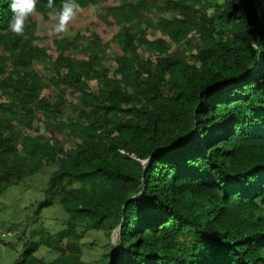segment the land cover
<instances>
[{
	"label": "trees",
	"instance_id": "trees-1",
	"mask_svg": "<svg viewBox=\"0 0 264 264\" xmlns=\"http://www.w3.org/2000/svg\"><path fill=\"white\" fill-rule=\"evenodd\" d=\"M63 2L38 0L17 35L0 0V74L12 68L0 79V194L53 167L39 212L57 203L68 215L13 264H89L88 230L116 231L103 264H264V0H120L103 7L119 26L111 55L98 35L36 33L31 15L56 17ZM149 7L169 14L153 40ZM35 123L68 146L28 133Z\"/></svg>",
	"mask_w": 264,
	"mask_h": 264
},
{
	"label": "rangeland",
	"instance_id": "rangeland-1",
	"mask_svg": "<svg viewBox=\"0 0 264 264\" xmlns=\"http://www.w3.org/2000/svg\"><path fill=\"white\" fill-rule=\"evenodd\" d=\"M120 0H103L102 6L88 7L77 13L75 18L69 21L67 31L58 34V37H64L70 40L76 32H83L89 42L92 35H98L103 43L109 44L108 55L117 51V46L113 41L119 26L113 22L111 18L104 21L103 7L117 6ZM133 3L134 0H129ZM169 18V14H164L156 8L149 7L141 15L143 20L142 28L147 31V38L153 40L160 38V32L156 28L158 18ZM31 19L35 23L36 33L47 37L48 43L51 44L52 26L58 22L57 17L50 16L48 20H43L40 15H31ZM149 21L154 22L155 26L148 27ZM195 42V41H194ZM169 50L174 51L175 47L171 42H168ZM196 44L198 42L196 41ZM72 58L81 59L82 55L76 54L74 50L70 51ZM105 64L109 69L115 68L114 62L108 56ZM38 70L44 77L51 75L48 62H38L33 64V70ZM12 71L9 62L4 64L3 72L0 74V79L9 77ZM47 79V78H46ZM43 80L44 90L41 93L42 97L52 99L56 90L48 80ZM91 89H95V84L92 83ZM28 133L35 135L36 133L45 135L46 138L56 139L63 146H68L69 141L62 135L57 133H48L44 129L43 124L35 123L33 131L26 130ZM53 167L44 168L38 171L34 176L13 185L0 194V234L10 233L9 236L2 238L0 241V264H13L17 260L24 248L31 242H40L47 236H55L64 226L67 214L63 209L54 203L52 206L42 209L39 212V205L45 199L43 188L46 185L49 174ZM116 231L114 230L108 238L103 232L83 231L81 234L82 255L83 260L89 264H101V255L103 251L109 250V242H115ZM110 240V241H109ZM36 257L42 258L45 261H51L55 257V253L49 249L42 247L36 254ZM103 264V263H102Z\"/></svg>",
	"mask_w": 264,
	"mask_h": 264
},
{
	"label": "clouds",
	"instance_id": "clouds-1",
	"mask_svg": "<svg viewBox=\"0 0 264 264\" xmlns=\"http://www.w3.org/2000/svg\"><path fill=\"white\" fill-rule=\"evenodd\" d=\"M38 0H10L9 8L12 13L8 20L7 30L17 35H22L25 28V20L36 11ZM48 8L53 7V0H48ZM81 11L80 5L76 0H64L59 11L53 13L58 22L52 26V35H58L67 31L69 21L73 20L78 12Z\"/></svg>",
	"mask_w": 264,
	"mask_h": 264
},
{
	"label": "built area",
	"instance_id": "built-area-1",
	"mask_svg": "<svg viewBox=\"0 0 264 264\" xmlns=\"http://www.w3.org/2000/svg\"><path fill=\"white\" fill-rule=\"evenodd\" d=\"M9 235H10V233H1L0 239L5 238L6 236H9Z\"/></svg>",
	"mask_w": 264,
	"mask_h": 264
}]
</instances>
